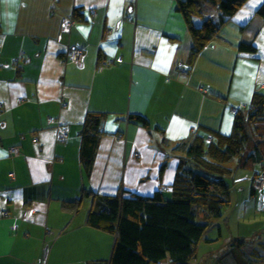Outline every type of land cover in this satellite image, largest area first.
Instances as JSON below:
<instances>
[{
  "label": "crops",
  "instance_id": "obj_1",
  "mask_svg": "<svg viewBox=\"0 0 264 264\" xmlns=\"http://www.w3.org/2000/svg\"><path fill=\"white\" fill-rule=\"evenodd\" d=\"M261 1L247 0L186 71L191 37L174 0H0V264L108 259L113 236L86 221L93 195L73 215L61 201L82 190L152 194L171 184L194 135L228 134L235 108L264 90V28L258 59L237 55L239 24ZM73 47L81 60H66ZM88 110L105 115L87 176L78 131Z\"/></svg>",
  "mask_w": 264,
  "mask_h": 264
},
{
  "label": "trees",
  "instance_id": "obj_2",
  "mask_svg": "<svg viewBox=\"0 0 264 264\" xmlns=\"http://www.w3.org/2000/svg\"><path fill=\"white\" fill-rule=\"evenodd\" d=\"M246 1L174 0L191 37L187 62L180 66L188 71L202 48L218 36ZM239 26L237 55L258 59L255 40L264 28V0ZM104 115L88 110L79 123V162L87 176L102 135ZM127 119L143 127L149 125L141 114L130 113ZM68 138L69 133L65 141ZM55 141L65 142L56 138ZM183 162L169 186L162 185L149 195L82 190L78 197L61 201V209L73 215L80 210L83 198L93 195L86 221L113 236L108 259L95 260L98 264H188L200 241L217 238L206 232L217 222L213 219L224 215L237 183L232 174L239 167L260 166L252 172L250 192L257 196L259 209L264 210V184L260 188L253 184L257 175L264 176V90L255 86L250 100L235 108L228 134L208 131L194 135L184 151ZM224 247L212 259L213 264H264V241L234 237Z\"/></svg>",
  "mask_w": 264,
  "mask_h": 264
},
{
  "label": "rangeland",
  "instance_id": "obj_3",
  "mask_svg": "<svg viewBox=\"0 0 264 264\" xmlns=\"http://www.w3.org/2000/svg\"><path fill=\"white\" fill-rule=\"evenodd\" d=\"M254 168L239 167L233 171L232 177L237 183H234L231 201L224 208V215L213 219L217 222L212 221L214 227H210L206 232V235L216 237L220 231L222 239L213 244L200 241L195 257L188 264H213V256L234 237L249 242L264 241V210L259 209L257 196L253 197L254 194L250 192V178ZM217 225L219 227H216Z\"/></svg>",
  "mask_w": 264,
  "mask_h": 264
},
{
  "label": "built area",
  "instance_id": "obj_4",
  "mask_svg": "<svg viewBox=\"0 0 264 264\" xmlns=\"http://www.w3.org/2000/svg\"><path fill=\"white\" fill-rule=\"evenodd\" d=\"M70 24H72V20L70 18L69 19L68 18H63V20L61 22V27H62V29H67L70 26ZM82 53H83V51H82L81 48H77V47L70 48L66 52V60L79 61L82 58ZM121 60H122L121 57L117 58V61L121 62ZM19 100H21V98ZM49 121L52 122L53 120L49 119ZM55 126H56V139L60 140V141H65L66 138L68 137V127L65 124H62V123H59V122ZM122 137H123L122 135H118L116 139L120 140ZM9 151L14 156L18 155V151H17L16 147L10 148ZM253 184L257 188L262 187L263 184H264V176L262 174L257 175L254 178ZM3 214L6 215V212H3Z\"/></svg>",
  "mask_w": 264,
  "mask_h": 264
},
{
  "label": "bare ground",
  "instance_id": "obj_5",
  "mask_svg": "<svg viewBox=\"0 0 264 264\" xmlns=\"http://www.w3.org/2000/svg\"><path fill=\"white\" fill-rule=\"evenodd\" d=\"M118 57H121V56H117V57L114 59L116 62H119V61H117V58H118ZM121 61H122V60H121ZM52 117H53V116H52ZM49 119H51V118H49ZM53 120L56 121V118L53 117ZM49 122L51 123V121H49Z\"/></svg>",
  "mask_w": 264,
  "mask_h": 264
},
{
  "label": "clouds",
  "instance_id": "obj_6",
  "mask_svg": "<svg viewBox=\"0 0 264 264\" xmlns=\"http://www.w3.org/2000/svg\"><path fill=\"white\" fill-rule=\"evenodd\" d=\"M257 2H258V0H257ZM12 148V147H11ZM10 152V151H9ZM14 156V155H13Z\"/></svg>",
  "mask_w": 264,
  "mask_h": 264
}]
</instances>
